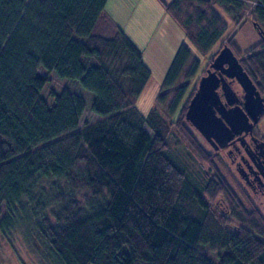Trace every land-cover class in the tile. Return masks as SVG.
<instances>
[{"label":"trees","instance_id":"obj_1","mask_svg":"<svg viewBox=\"0 0 264 264\" xmlns=\"http://www.w3.org/2000/svg\"><path fill=\"white\" fill-rule=\"evenodd\" d=\"M106 2L0 0V232L19 229L45 264H264V212L182 123L199 62L181 45L142 113L151 71ZM161 2L202 56L228 28L217 8L241 11L239 24L249 4L239 27L260 39L226 43L264 96V0ZM51 72L77 79L89 103L66 88L48 101ZM85 108L97 117L80 122ZM173 126L209 166L199 186L163 150Z\"/></svg>","mask_w":264,"mask_h":264},{"label":"rangeland","instance_id":"obj_2","mask_svg":"<svg viewBox=\"0 0 264 264\" xmlns=\"http://www.w3.org/2000/svg\"><path fill=\"white\" fill-rule=\"evenodd\" d=\"M123 2L121 6L124 11L130 10L134 0H111L112 5L119 4ZM146 0H141L139 3L142 5ZM154 2V3H153ZM152 4H159L160 10H162V4L158 0H152ZM248 5L245 6L243 17L239 24H236L231 20V14H239L241 11L236 9H220L218 12L223 17L227 23L226 33L221 37V39L211 48V50L205 55L202 56L199 54L193 45L185 37L181 28L171 19L168 14H165L164 20L158 27V33L154 35L151 40V43L148 46L147 50L143 53V60L145 64L149 67L151 74L149 81L146 83L143 91L139 95L137 100V107L142 113H146L152 106L158 107L156 105L155 95L158 92L160 84L168 71V68L177 52V48L183 45L191 53L190 59L197 60L199 62L198 70L195 77L192 79V85L197 84L199 77L202 74L206 73V69L209 66L213 54L220 49L224 44H227V39L233 37V41L240 51L248 49L250 46L258 42L260 36L258 33L252 30L251 22L249 24L246 22L242 28L239 25L245 19L248 13ZM137 7V6H136ZM151 14V18L154 17L160 18L161 11L155 10L153 7L148 5L145 8ZM144 10V11H145ZM151 18L150 21L151 22ZM244 20V21H245ZM240 29H239V28ZM176 28V29H175ZM143 39V38H142ZM141 39V40H142ZM141 45L145 42L138 41ZM146 46V47H147ZM221 46V47H220ZM213 59V58H212ZM49 80L45 83L42 94L46 97L48 101L52 100V96L49 95V90L54 89L60 91L63 88L74 91L83 96L87 104L90 101L91 93L86 90L77 79L60 77L57 76L54 72L50 73ZM184 76V70L180 74V78ZM233 89L243 94L242 88L236 81L232 83ZM197 86V85H196ZM192 87V86H191ZM191 87L187 91V95L190 92ZM97 117L96 114L91 112L88 108H85L83 113L80 116V122L83 120H93ZM182 123L188 128L192 134L197 138V140L203 145V147L210 152H216L214 156L215 165L218 171L226 178L229 185L233 188L235 193L238 196V199L244 202L245 205L253 204L260 212H264V196L258 197L255 194L247 189V186L244 183V180L239 175L234 164L230 161V157L223 150H215L208 143V141L202 137L198 131L185 119V111L183 115ZM146 131L152 135V130L148 127L147 124H144ZM173 131L166 138V145L164 147L165 154L183 171H185L188 176L191 178L195 186L202 184V179L199 173L203 172L204 169H208L209 166L200 161L194 152L182 143L181 136L178 132V129L175 126L172 127ZM255 131L258 135H261L264 138V113L261 114L260 119L257 122ZM183 144V145H182ZM0 264H45L44 261L39 257V255L33 250V248L24 240L23 235L19 229L11 230L6 234L0 232Z\"/></svg>","mask_w":264,"mask_h":264},{"label":"water","instance_id":"obj_3","mask_svg":"<svg viewBox=\"0 0 264 264\" xmlns=\"http://www.w3.org/2000/svg\"><path fill=\"white\" fill-rule=\"evenodd\" d=\"M230 81H236L242 88V104L237 102ZM263 112L264 96L232 48L224 44L210 61L206 73L199 77L185 119L218 150L227 147L235 135L242 138L243 133H252ZM261 144L264 145L263 140ZM238 171L242 174L241 169Z\"/></svg>","mask_w":264,"mask_h":264},{"label":"flooded vegetation","instance_id":"obj_4","mask_svg":"<svg viewBox=\"0 0 264 264\" xmlns=\"http://www.w3.org/2000/svg\"><path fill=\"white\" fill-rule=\"evenodd\" d=\"M232 82L230 81V85L233 88L231 84ZM218 91L222 96V90L220 87H218ZM236 93L238 97L237 102L242 104V93ZM256 125L257 123L254 125L252 133H243L244 135L242 138L235 135L232 138V142L227 147L221 148L220 150L226 152L237 171L238 169L242 170V174H240L239 171L238 173L244 180L247 189L249 188L255 196L263 197L264 145L261 144V140L264 141V138L256 133Z\"/></svg>","mask_w":264,"mask_h":264},{"label":"crops","instance_id":"obj_5","mask_svg":"<svg viewBox=\"0 0 264 264\" xmlns=\"http://www.w3.org/2000/svg\"><path fill=\"white\" fill-rule=\"evenodd\" d=\"M140 1L141 0H134L132 8L130 10L124 11L123 7L121 6V4L123 3L122 1L119 4L112 5L111 0H107L104 12L111 20H113L117 25H119L123 29V31L130 38V40L141 50L143 59V53L147 50L154 35L158 33V27L164 20L165 14L168 13L161 0H158V3L159 1L161 2L163 7L162 10H160V7L158 6L160 3H155L154 5L151 3L152 0H146L144 3H142V5H140ZM162 1L169 2L170 0ZM148 5H150L157 11H161L160 18H156L155 14L154 17L151 18V14L145 10ZM150 18L151 22H149ZM138 41H142L145 43L141 45L140 43H138ZM148 41L150 42L147 43ZM146 43L148 46L146 45Z\"/></svg>","mask_w":264,"mask_h":264}]
</instances>
